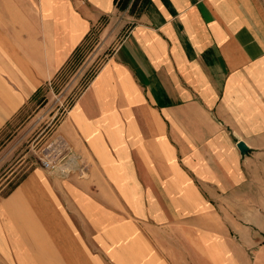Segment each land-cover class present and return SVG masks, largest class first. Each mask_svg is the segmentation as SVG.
Here are the masks:
<instances>
[{"label": "crops", "instance_id": "obj_1", "mask_svg": "<svg viewBox=\"0 0 264 264\" xmlns=\"http://www.w3.org/2000/svg\"><path fill=\"white\" fill-rule=\"evenodd\" d=\"M117 1L0 0V129ZM58 131L71 174L0 196V264H264V0H148Z\"/></svg>", "mask_w": 264, "mask_h": 264}, {"label": "rangeland", "instance_id": "obj_2", "mask_svg": "<svg viewBox=\"0 0 264 264\" xmlns=\"http://www.w3.org/2000/svg\"><path fill=\"white\" fill-rule=\"evenodd\" d=\"M128 9L97 25L68 67L28 98L0 129V196L8 193L29 171L41 167V149L56 135L62 136L58 128L69 107L133 21L138 8Z\"/></svg>", "mask_w": 264, "mask_h": 264}, {"label": "built area", "instance_id": "obj_3", "mask_svg": "<svg viewBox=\"0 0 264 264\" xmlns=\"http://www.w3.org/2000/svg\"><path fill=\"white\" fill-rule=\"evenodd\" d=\"M72 159V149L60 135H56L39 153V164L42 169L64 176L71 174L68 167L72 164Z\"/></svg>", "mask_w": 264, "mask_h": 264}, {"label": "trees", "instance_id": "obj_4", "mask_svg": "<svg viewBox=\"0 0 264 264\" xmlns=\"http://www.w3.org/2000/svg\"><path fill=\"white\" fill-rule=\"evenodd\" d=\"M148 0H118L116 5L118 7L119 10L123 11L126 10L128 7L129 9H135L136 7L138 8L137 12L139 10H141V8L144 6V4L147 2ZM130 4V5H129ZM128 9V10H129ZM90 37V36H89ZM87 37L86 40L82 43V45L80 47H78L76 49V51L74 52V54L72 55L71 59L68 61V63L66 64V66L62 69L65 70L66 67H68V65L70 64V62L76 58L77 53L80 51V49L82 48V46L86 43L87 39L89 38Z\"/></svg>", "mask_w": 264, "mask_h": 264}, {"label": "water", "instance_id": "obj_5", "mask_svg": "<svg viewBox=\"0 0 264 264\" xmlns=\"http://www.w3.org/2000/svg\"><path fill=\"white\" fill-rule=\"evenodd\" d=\"M238 148L240 149V152L242 154L246 153L247 152V148L244 146L243 143H238Z\"/></svg>", "mask_w": 264, "mask_h": 264}]
</instances>
